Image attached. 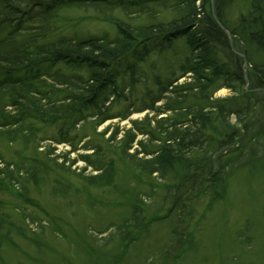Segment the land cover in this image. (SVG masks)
Instances as JSON below:
<instances>
[{"label": "rangeland", "instance_id": "rangeland-1", "mask_svg": "<svg viewBox=\"0 0 264 264\" xmlns=\"http://www.w3.org/2000/svg\"><path fill=\"white\" fill-rule=\"evenodd\" d=\"M181 1L156 0L125 7L75 5L60 10L44 24L38 17L32 21L25 17L23 27L28 29L21 33H33L42 25L51 30L47 40L114 41L118 39V23L136 28L171 22L178 17L176 5ZM253 5L258 6L259 22L264 25L263 0H225L223 19L227 27L239 25ZM205 10H212L214 16L213 7ZM214 21L221 27L215 17ZM223 31L232 45L229 32ZM161 43H149L147 55L130 61L136 75L127 70L130 64H120L116 92L104 105L98 103L101 117L94 108L87 110L90 117L80 122L74 116H52L56 119H30L9 131L0 127V264H264V136L254 145L258 156L246 157L238 166L232 161L235 163L226 172V183L216 187H221L220 198L212 203L207 197L210 194L190 199L191 181L181 186L178 172L165 173L164 178L148 177L135 170L123 154L125 131L130 129L136 136L128 155L137 151L139 141L152 154L158 152L162 132L154 133L159 141L141 135L135 127L147 130V123L141 122L155 117L152 109H164L170 103L171 86L193 84V74L182 70L190 56L185 37L171 44ZM241 44L247 55H240L246 70L264 65V52ZM71 68L58 65L55 69L87 76L86 70ZM63 80L54 76L48 82ZM200 83L207 88L210 100L233 97L235 108L248 114V122L264 121L260 97L249 99L251 107L241 100L243 92L249 94L248 80L241 84L218 78L207 87L204 81ZM183 99L177 98L179 109L191 105ZM6 111L10 113L11 108ZM173 112L160 113L156 120L168 119ZM102 118L107 120L99 123ZM229 124L233 137L240 128L234 115L229 117ZM220 126V122L215 124V128ZM224 132L213 146H217L215 156L199 159L206 167L210 164L212 174L220 164H231V154L238 149ZM207 149L211 147L207 145ZM99 174H103L102 179L112 174V181L101 185L86 181ZM163 217L167 219L153 222L138 241L124 246L150 220Z\"/></svg>", "mask_w": 264, "mask_h": 264}, {"label": "trees", "instance_id": "trees-1", "mask_svg": "<svg viewBox=\"0 0 264 264\" xmlns=\"http://www.w3.org/2000/svg\"><path fill=\"white\" fill-rule=\"evenodd\" d=\"M155 1L0 0V127L9 131L12 127H22L25 121L30 119L47 121L52 116H74L79 120L87 114V110L94 108L98 109V116L101 117L98 103L102 102L104 105L116 92V69H119L121 63L130 64L127 70L134 76L136 67L130 61L137 58V55L140 58L147 55L149 43L160 40L161 45L171 44L175 39L185 37L190 56L182 70L193 74V84L171 86L170 103H167L164 109L155 110L151 107L156 112L155 117L144 118L141 122L142 125L147 123V130L135 127L141 135H150L159 141L161 138L154 136V133L160 130L164 136L160 150L152 154V151L145 149L146 145L139 141L137 151L128 155L127 152L136 136L130 129L125 131L124 144L127 145L123 154L133 168L145 176L156 175L164 178L165 173L168 175L174 172L173 174L177 175L178 172L177 179L181 186L191 181L188 191L192 192L193 197L200 198L210 194L217 197V200L220 188L226 183V172L235 163L232 161L236 160L238 166L245 162L246 157L259 155L254 145L264 136V121L248 122V114L235 108L236 100L233 97L210 100L206 94L207 88L200 82L204 81L207 87L214 85L218 78L241 84L248 80L249 94L243 92L241 100L247 103V107H251L250 98L260 97L264 103V65H254L246 70L243 57L240 56L247 58L242 42L264 52V25L259 22L257 5L252 6L247 18L242 17L234 29H229L223 19L225 0H182L176 5L178 17L171 22L136 28L118 23V39L114 41L106 38L47 40L46 34L51 30L42 25L34 28L33 33H21L28 29L23 27L25 17H29L30 21L38 17L44 24L60 10H68L75 5L102 4L125 7L143 6ZM207 6L210 10L213 7L214 16L212 10L206 12ZM214 17L221 27L214 21ZM223 30L229 32L232 45ZM58 65L67 70L71 67L86 70L87 76L78 77L67 73L66 69L59 71L55 69ZM54 76H60L64 80L58 84L48 82V79ZM110 88L112 91L109 92ZM199 91L201 94L198 96ZM177 98L187 99L191 105H184L179 109L181 102H177ZM6 108H11L10 113ZM169 111L174 115L168 119L156 120L160 113ZM231 115H234L240 125L233 137L234 130L230 132L232 128L229 124ZM105 120L107 119L102 118L99 123ZM217 122H220V128H215ZM152 123L154 125L151 127ZM133 125H136L135 122ZM222 131H225L224 137L238 145V149L234 150V154L229 152L232 156L229 160L231 164H228V161L226 164H220L215 174H212L210 164L206 167L199 159L215 156L217 146H213L219 141V137L222 138ZM220 143L222 142L218 144ZM207 145L211 147L210 150ZM141 154L143 157L138 158ZM102 176L103 174L90 176L86 181L92 185L108 184L112 181V174L105 176V179H102ZM217 186L221 187L216 190ZM133 214L135 215V212ZM145 229L142 227L136 235L129 237L124 246L137 240ZM120 257L117 263L122 260Z\"/></svg>", "mask_w": 264, "mask_h": 264}]
</instances>
